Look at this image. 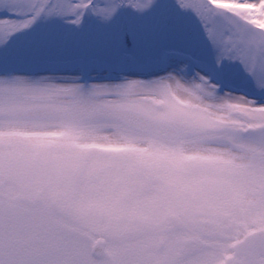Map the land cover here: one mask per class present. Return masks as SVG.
Masks as SVG:
<instances>
[{"label":"snow or ice","instance_id":"snow-or-ice-1","mask_svg":"<svg viewBox=\"0 0 264 264\" xmlns=\"http://www.w3.org/2000/svg\"><path fill=\"white\" fill-rule=\"evenodd\" d=\"M0 264H264V0H0Z\"/></svg>","mask_w":264,"mask_h":264},{"label":"rangeland","instance_id":"rangeland-1","mask_svg":"<svg viewBox=\"0 0 264 264\" xmlns=\"http://www.w3.org/2000/svg\"><path fill=\"white\" fill-rule=\"evenodd\" d=\"M189 19H191L192 26H193V28H195V20L192 19L190 16H189ZM150 54H151L150 51H145L143 53H140L139 55L141 57H147ZM125 67L128 68L129 70L134 69V65H131V64L125 65ZM94 71H97L101 76H103V74L106 71V69H104V68L101 67V68L94 69ZM141 74H143V73H141Z\"/></svg>","mask_w":264,"mask_h":264}]
</instances>
